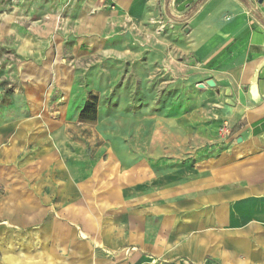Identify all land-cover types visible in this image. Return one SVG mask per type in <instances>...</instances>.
I'll use <instances>...</instances> for the list:
<instances>
[{"label":"rangeland","instance_id":"1","mask_svg":"<svg viewBox=\"0 0 264 264\" xmlns=\"http://www.w3.org/2000/svg\"><path fill=\"white\" fill-rule=\"evenodd\" d=\"M153 12L0 0V196L19 202L20 224L0 225V264H93L94 246L114 264L170 258L147 207L202 179L232 128L186 30ZM95 96L96 119L80 120Z\"/></svg>","mask_w":264,"mask_h":264},{"label":"crops","instance_id":"2","mask_svg":"<svg viewBox=\"0 0 264 264\" xmlns=\"http://www.w3.org/2000/svg\"><path fill=\"white\" fill-rule=\"evenodd\" d=\"M87 5L140 18L156 9L180 24L186 51L204 63L207 78L222 91L220 112L232 128L225 155L203 162L202 179L174 187L170 199L162 195L147 207L162 225L156 242L171 248L166 260L139 252L142 264H179L186 258L193 264H264V0H87ZM4 170L0 165V173ZM6 197L0 196V225H20L13 216L19 202ZM43 225L76 224L49 217ZM59 231L60 244L73 241L68 227ZM126 246H116L114 253ZM101 250L92 248V263L114 264L113 253Z\"/></svg>","mask_w":264,"mask_h":264},{"label":"trees","instance_id":"3","mask_svg":"<svg viewBox=\"0 0 264 264\" xmlns=\"http://www.w3.org/2000/svg\"><path fill=\"white\" fill-rule=\"evenodd\" d=\"M97 113V97L87 99L79 113L80 120H94Z\"/></svg>","mask_w":264,"mask_h":264},{"label":"water","instance_id":"4","mask_svg":"<svg viewBox=\"0 0 264 264\" xmlns=\"http://www.w3.org/2000/svg\"><path fill=\"white\" fill-rule=\"evenodd\" d=\"M258 1H259V2H262L263 0H258ZM206 83H207L208 85H210V86L214 85V81H213L212 79H208V80H206ZM199 86L202 87L203 84L201 83V84H199Z\"/></svg>","mask_w":264,"mask_h":264}]
</instances>
